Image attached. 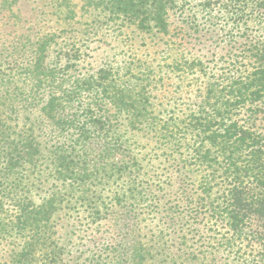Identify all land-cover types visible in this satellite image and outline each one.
Wrapping results in <instances>:
<instances>
[{"label": "rangeland", "instance_id": "1", "mask_svg": "<svg viewBox=\"0 0 264 264\" xmlns=\"http://www.w3.org/2000/svg\"><path fill=\"white\" fill-rule=\"evenodd\" d=\"M198 2L186 0L185 5L180 3L182 6L174 8L169 13L167 32L161 33L107 21L99 11L84 13L83 0H0L3 75L23 79L27 72L19 64L31 61L35 45L48 39L46 64L57 65L61 73L71 76L109 72V78L124 92L135 88L134 92L144 97L142 106L147 108L149 118L156 120L153 127L163 130L169 126L172 130L166 136L160 135L150 123L137 122L134 128L125 118L115 119L109 114L105 145L111 149L118 146L119 155L114 158L134 160V167L131 173L100 170L97 176L91 170L86 193L79 188H62V180L48 169L44 150V160L9 172L4 171L0 158V192L11 194L3 199L0 222L10 225L7 219L17 214V206L37 207L47 198L55 199L34 264H46L44 254L50 248L61 250L56 264H113L127 257L128 252L120 249L132 238L135 225L144 243L152 236L154 241L159 240L157 246L161 240L169 241L166 252H142L144 264H264V252L252 239L254 232L262 231L259 220L250 218L249 224L242 226L241 238L233 239L226 221L216 224L195 216L196 209L188 204L189 199L197 197L191 189L197 167L184 166L192 163L187 150L192 141L175 132L173 125L198 108L209 80L245 64L244 35L259 34L253 22L244 33L238 24H226L225 14L216 7L208 15ZM66 57L69 61L64 64ZM256 111L251 114L243 110L237 118L244 126L252 120L251 132L264 139V100ZM5 117L3 129L12 138L19 133L28 135L39 124L23 122V117L19 119L9 112ZM29 117L43 120L38 109ZM35 128L34 136L46 148L55 132L47 125L42 127L44 134ZM101 140L94 139L87 146L91 156L97 154ZM245 160L240 158V166ZM203 173L201 169L198 176ZM117 197L123 201L120 206L114 202ZM9 234L12 236L0 237V264H8L13 248L23 242V237L13 231ZM202 240L206 252H198Z\"/></svg>", "mask_w": 264, "mask_h": 264}, {"label": "trees", "instance_id": "2", "mask_svg": "<svg viewBox=\"0 0 264 264\" xmlns=\"http://www.w3.org/2000/svg\"><path fill=\"white\" fill-rule=\"evenodd\" d=\"M83 1L81 10L84 13L99 11L107 21H119L161 33L167 32L169 13L186 3V0ZM198 5L208 15L216 7L225 14L226 24H238L240 30L244 28V33H248L249 23L253 22V28L259 34L255 37L244 35L242 51L245 64L241 63L242 67L232 68L219 78L209 80L198 108L173 125L175 132L192 141L187 146L192 163H184V166L197 167L191 188L197 197L193 201L189 199L188 204L196 209L195 216L216 224L226 221L233 239L241 238L244 234L242 226L249 224L250 218H256L263 228L261 232H254L252 239L264 252V240L259 237H264V139L251 132L249 125L252 120L246 121L244 126L237 118L243 110L256 113L258 104L264 100V0H199ZM47 40L35 45L31 61L19 64L27 72L23 79L5 76L0 70V109L19 116V119L23 117V122L31 125L39 123L34 127L41 134H44L42 127L47 125L56 135L46 148L34 136V127L28 135L19 133L12 138L3 129L7 118L5 112L0 111V158L3 159L4 171L9 172L25 164H37L45 159L46 151L48 169L62 180V188L72 191L79 188L86 193L91 170L97 176L100 170L122 174L128 170L131 173L134 167V160L123 162L114 158L119 155L118 146L111 149L105 145L110 127L106 122L111 115L115 119L125 118L134 128L137 122L145 121L150 123L151 129L164 136L172 130L169 126L163 130L153 127L156 120L149 118L147 108L142 106L144 97L134 92L135 88L124 92L122 86H117L116 81L109 78V72L100 70L97 75L71 76L61 73L63 70L57 65L46 64ZM34 109H38L43 119L41 122L29 117ZM94 139L105 140H101V147L96 148L97 154L91 156L87 146L92 145ZM242 157L246 160L240 166ZM109 160L114 161L107 163ZM201 169L204 173L198 176ZM10 195L0 192L1 216L4 213L3 199ZM54 201L52 196L37 207L17 206V214L7 219L10 225L0 222V237L12 236L9 234L11 231L17 237H23L21 245L11 251L8 264L35 263V252L47 228ZM114 202L119 206L123 204L119 197ZM202 210L205 213H201ZM96 213L100 211L96 210ZM135 226L132 238L125 241L124 248L120 249V252H128L127 257H120L113 264H144L142 252L167 251L168 240H161L157 246L159 240L154 241L155 236H152L144 243ZM199 244L198 252H206V242L202 240ZM49 250L44 254L46 264L58 263L61 250ZM116 250L114 248L113 252Z\"/></svg>", "mask_w": 264, "mask_h": 264}]
</instances>
